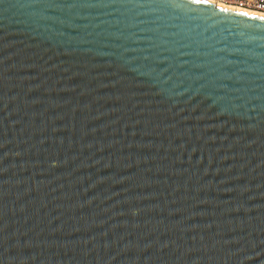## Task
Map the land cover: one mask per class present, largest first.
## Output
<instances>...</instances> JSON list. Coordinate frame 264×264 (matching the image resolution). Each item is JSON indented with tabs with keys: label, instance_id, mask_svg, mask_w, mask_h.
I'll use <instances>...</instances> for the list:
<instances>
[{
	"label": "water",
	"instance_id": "obj_1",
	"mask_svg": "<svg viewBox=\"0 0 264 264\" xmlns=\"http://www.w3.org/2000/svg\"><path fill=\"white\" fill-rule=\"evenodd\" d=\"M239 12L0 0V264H264V18Z\"/></svg>",
	"mask_w": 264,
	"mask_h": 264
},
{
	"label": "built area",
	"instance_id": "obj_2",
	"mask_svg": "<svg viewBox=\"0 0 264 264\" xmlns=\"http://www.w3.org/2000/svg\"><path fill=\"white\" fill-rule=\"evenodd\" d=\"M220 1L264 12V0H220Z\"/></svg>",
	"mask_w": 264,
	"mask_h": 264
},
{
	"label": "bare ground",
	"instance_id": "obj_3",
	"mask_svg": "<svg viewBox=\"0 0 264 264\" xmlns=\"http://www.w3.org/2000/svg\"><path fill=\"white\" fill-rule=\"evenodd\" d=\"M211 2L219 4V5H223V6H226V7H229V8H233V9H236V10H239V11L247 12V13H250V14H253V15H257V16H260V17H264V12L258 11V10H255V9H252V10L251 9H247L246 7H241V6H238V5H235V4L226 3V2H223V1H220V0H211Z\"/></svg>",
	"mask_w": 264,
	"mask_h": 264
},
{
	"label": "snow or ice",
	"instance_id": "obj_4",
	"mask_svg": "<svg viewBox=\"0 0 264 264\" xmlns=\"http://www.w3.org/2000/svg\"><path fill=\"white\" fill-rule=\"evenodd\" d=\"M211 2V0H192V3H196V4H209ZM221 11H227L228 9L225 8H221ZM238 15H248L247 12H239L237 13ZM264 18V17H261Z\"/></svg>",
	"mask_w": 264,
	"mask_h": 264
},
{
	"label": "rangeland",
	"instance_id": "obj_5",
	"mask_svg": "<svg viewBox=\"0 0 264 264\" xmlns=\"http://www.w3.org/2000/svg\"><path fill=\"white\" fill-rule=\"evenodd\" d=\"M247 9H249V8H247ZM252 10V9H251Z\"/></svg>",
	"mask_w": 264,
	"mask_h": 264
}]
</instances>
